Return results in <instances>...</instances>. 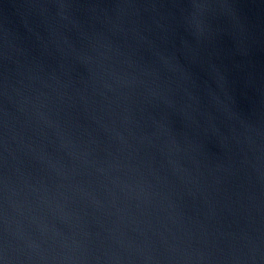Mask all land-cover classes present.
<instances>
[{
    "label": "water",
    "instance_id": "water-1",
    "mask_svg": "<svg viewBox=\"0 0 264 264\" xmlns=\"http://www.w3.org/2000/svg\"><path fill=\"white\" fill-rule=\"evenodd\" d=\"M2 264H264V0H0Z\"/></svg>",
    "mask_w": 264,
    "mask_h": 264
},
{
    "label": "snow or ice",
    "instance_id": "snow-or-ice-1",
    "mask_svg": "<svg viewBox=\"0 0 264 264\" xmlns=\"http://www.w3.org/2000/svg\"><path fill=\"white\" fill-rule=\"evenodd\" d=\"M0 264H2V261H0Z\"/></svg>",
    "mask_w": 264,
    "mask_h": 264
}]
</instances>
